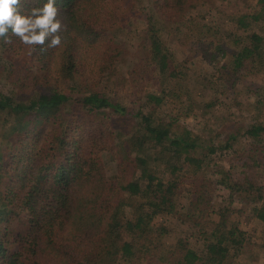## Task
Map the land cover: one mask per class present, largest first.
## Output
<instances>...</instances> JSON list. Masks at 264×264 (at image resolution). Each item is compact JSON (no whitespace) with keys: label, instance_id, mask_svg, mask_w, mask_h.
<instances>
[{"label":"trees","instance_id":"1","mask_svg":"<svg viewBox=\"0 0 264 264\" xmlns=\"http://www.w3.org/2000/svg\"><path fill=\"white\" fill-rule=\"evenodd\" d=\"M212 1L56 0L60 46L24 45L11 33L0 38V82L10 86L8 94L0 93V130L8 132L0 141V264H149L158 252L147 235L150 222L171 212L189 225L202 248L181 238L161 264H225L244 233L229 226L223 212L218 221L210 218L218 183L230 196L245 191L263 200L251 212L264 227V186L252 182L259 175L252 169L263 165L264 124L252 122L240 132L252 141L232 152L230 170L214 182L200 175L207 158L196 151L230 149L238 133H226L215 147L180 128L179 116L196 104L191 93L182 99L173 88L144 90L130 112L107 92L114 89L110 80L115 86L137 84L152 61L160 75L186 77L165 44L173 34L202 41V57L223 72V80L233 75L238 82L250 64L264 69V37L251 31L241 44L236 37L264 20V0H257L260 9L252 14L224 20L234 26L230 50L222 32L197 11ZM40 2L22 0L20 7L27 12ZM144 2L151 12L139 18ZM140 21L147 26L145 55L126 57V69L118 70L124 45L116 35L126 40ZM244 87L249 94L252 89ZM255 91L257 103L263 101L264 85ZM164 102L170 110L155 116ZM146 105L152 111L143 110Z\"/></svg>","mask_w":264,"mask_h":264},{"label":"rangeland","instance_id":"2","mask_svg":"<svg viewBox=\"0 0 264 264\" xmlns=\"http://www.w3.org/2000/svg\"><path fill=\"white\" fill-rule=\"evenodd\" d=\"M138 5L141 8L140 15H137L139 18L141 16L144 18L145 15L151 12L149 10L150 5L146 2L139 3ZM259 9L260 4H257V0H214L207 5L200 6L197 11L205 14V19L212 26H215L220 34L222 32L225 43L229 48L228 50H230V47L232 48L235 45L232 40L234 37L232 33L234 26L231 24V20L229 22H224V20L231 19L240 14H252ZM222 24H227V27H220ZM229 24L231 25L228 27ZM252 26H249L250 28L248 27L249 29L246 32L241 29L239 30L236 37L240 38V44L245 41V35L251 31L264 37L263 19L253 21ZM146 27L145 22L140 21L138 26L134 27L138 30L124 41L123 35L117 33L116 39L118 44L124 45V58L119 63L118 70L126 69V57L133 61L144 57L147 44L146 42L143 44L145 36H142V30H145ZM190 33L188 31L187 35ZM209 39H212V36H209ZM203 41H205V37ZM200 42L202 41H199L198 38H193L191 34L182 36V38H178L173 34L165 39L166 47L173 54L174 63L177 64L176 69L184 71L186 77L182 75H178L177 77L160 75L157 69L153 70L154 62L152 61L153 68L148 69V72L145 73V78L140 79L137 84L115 86L114 82L110 80L109 84L113 86L110 89H114L107 92H110L108 94L111 97L117 98L122 103V106L130 112L138 108L140 102L138 98L142 93L144 94V90L154 91L159 88H163L162 90L173 88L180 94L182 99L187 97V93H191L196 104L189 115L179 116L177 122L180 128H187L193 134H198L204 141V144L214 145L215 147L219 139L223 138L226 133H230L231 131L238 133L230 149L216 147L215 151L208 153V148L203 147L198 148L196 151L198 157L207 158V162L204 164L200 175L203 174V176L216 182L219 180L222 172L229 171L231 164L234 163L233 161L235 160L232 158V152L238 151L242 145L252 141V139L244 137L240 132H243L252 122L264 124V97H261L263 101L257 103L256 97L260 99V94L255 91L257 86L264 85V69L258 65L249 63L248 69L241 72L242 76L238 82L234 81L233 75L223 80V72L219 71L212 64L206 63L204 57H202ZM152 72L154 76L151 75ZM7 82H0V93H9L10 86ZM204 83L212 85L213 88H204ZM244 86L252 89L249 94L245 93ZM107 88L109 89V87ZM205 102H211V105L206 106L204 105ZM252 104L253 107L251 108ZM168 107L170 108L171 106L167 102L158 105L155 116L164 115L165 112L170 110ZM143 110L146 112L152 111L149 105L144 106ZM173 114L177 115L178 112L175 111ZM223 123L228 127L221 129ZM218 131L220 134L218 137H215L214 133ZM3 136L7 138L8 132L0 130V141ZM260 143L262 144L261 156L263 165L252 169L259 173L258 177H253L252 182L264 186V137ZM187 188L189 187H181L182 192H185L184 194H186ZM212 194L214 212L210 214V218L218 221L220 214L223 212L225 217L228 218L229 226L233 224L244 233L241 246L232 248L239 250L237 252L236 250H231L225 264H264V227L251 212L252 207L260 204L263 200H256V198L249 196L245 191H237L230 196L226 186L219 183L215 185ZM149 227L147 235L158 245L157 256L149 264L163 263L177 240L184 237L189 238V245L191 247L202 248L201 240L192 237L190 232L187 231V228H190L189 225L185 224L175 212L156 215L151 220Z\"/></svg>","mask_w":264,"mask_h":264},{"label":"clouds","instance_id":"3","mask_svg":"<svg viewBox=\"0 0 264 264\" xmlns=\"http://www.w3.org/2000/svg\"><path fill=\"white\" fill-rule=\"evenodd\" d=\"M22 0H0V38L18 37L24 45L55 48L62 43V22L58 18L56 0H42L27 12Z\"/></svg>","mask_w":264,"mask_h":264}]
</instances>
